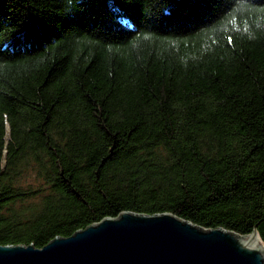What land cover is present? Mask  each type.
<instances>
[{"label":"trees","instance_id":"trees-1","mask_svg":"<svg viewBox=\"0 0 264 264\" xmlns=\"http://www.w3.org/2000/svg\"><path fill=\"white\" fill-rule=\"evenodd\" d=\"M121 211L264 245V0H0V244Z\"/></svg>","mask_w":264,"mask_h":264},{"label":"water","instance_id":"water-1","mask_svg":"<svg viewBox=\"0 0 264 264\" xmlns=\"http://www.w3.org/2000/svg\"><path fill=\"white\" fill-rule=\"evenodd\" d=\"M0 264H264L254 228H204L170 212L121 211L42 247L0 244Z\"/></svg>","mask_w":264,"mask_h":264}]
</instances>
